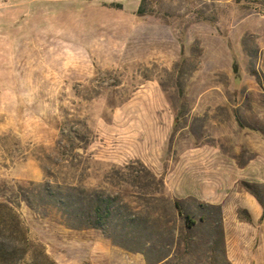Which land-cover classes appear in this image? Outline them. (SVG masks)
<instances>
[{
  "label": "rangeland",
  "instance_id": "374dc122",
  "mask_svg": "<svg viewBox=\"0 0 264 264\" xmlns=\"http://www.w3.org/2000/svg\"><path fill=\"white\" fill-rule=\"evenodd\" d=\"M46 181L137 223L67 228ZM252 191L264 0H0V264H264Z\"/></svg>",
  "mask_w": 264,
  "mask_h": 264
},
{
  "label": "trees",
  "instance_id": "16d2710c",
  "mask_svg": "<svg viewBox=\"0 0 264 264\" xmlns=\"http://www.w3.org/2000/svg\"><path fill=\"white\" fill-rule=\"evenodd\" d=\"M39 186L43 188L47 206L58 213L61 224L67 228L96 230L106 238H110L111 230L114 232L120 229L124 231L122 229L124 223L128 225L137 223L136 216L133 214L125 216L119 214L120 207L116 204V197L101 195L95 191H82L76 186L59 185L50 181H46ZM81 194H83L82 197ZM253 195L263 212V201L255 193ZM174 207L178 216L184 222L180 233L182 237H179V239L181 244L188 245L187 233L195 225V222L183 213L178 201H174ZM262 218L263 214L260 219ZM246 221L250 222V217H247Z\"/></svg>",
  "mask_w": 264,
  "mask_h": 264
}]
</instances>
